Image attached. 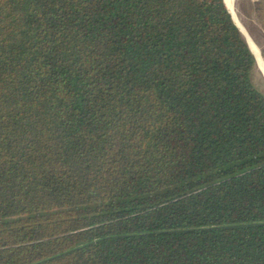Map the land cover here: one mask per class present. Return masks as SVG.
I'll return each instance as SVG.
<instances>
[{
  "label": "trees",
  "instance_id": "16d2710c",
  "mask_svg": "<svg viewBox=\"0 0 264 264\" xmlns=\"http://www.w3.org/2000/svg\"><path fill=\"white\" fill-rule=\"evenodd\" d=\"M224 2L0 0V264H264V94Z\"/></svg>",
  "mask_w": 264,
  "mask_h": 264
},
{
  "label": "crops",
  "instance_id": "0c3cea01",
  "mask_svg": "<svg viewBox=\"0 0 264 264\" xmlns=\"http://www.w3.org/2000/svg\"><path fill=\"white\" fill-rule=\"evenodd\" d=\"M225 1V0H224ZM228 10L231 12L234 22L238 25L244 39L247 41L249 48L255 58V66L257 71L261 74L264 79V0H250L254 4L253 11L245 14L244 16L240 13L241 6L238 7L236 0H233V9L229 6L231 0H226ZM225 1V3H226ZM255 4H258L257 6ZM236 5L239 10L236 9ZM239 17L242 16L249 21L252 29L240 23Z\"/></svg>",
  "mask_w": 264,
  "mask_h": 264
},
{
  "label": "rangeland",
  "instance_id": "374dc122",
  "mask_svg": "<svg viewBox=\"0 0 264 264\" xmlns=\"http://www.w3.org/2000/svg\"><path fill=\"white\" fill-rule=\"evenodd\" d=\"M236 3L239 6H241V10L240 13L244 16L247 13H250L253 11V8L255 7L254 4L252 2H250V0H236ZM236 5V9L239 10V8ZM256 6L258 4H255ZM238 17H239V12L237 13ZM245 17V16H244ZM242 16L239 17L240 23L242 25L247 26L249 29H252V26L249 24V21L246 20V18H244ZM250 79L253 83V85L264 94V79L262 78L261 74L257 71V68H253L250 72Z\"/></svg>",
  "mask_w": 264,
  "mask_h": 264
},
{
  "label": "water",
  "instance_id": "95a60500",
  "mask_svg": "<svg viewBox=\"0 0 264 264\" xmlns=\"http://www.w3.org/2000/svg\"><path fill=\"white\" fill-rule=\"evenodd\" d=\"M223 2H224V0H223ZM224 4H225V2H224ZM225 6H226V4H225ZM226 8H227V6H226ZM227 10H228V8H227ZM229 11V10H228ZM229 13H230V15H231V17H232V14H231V12L229 11ZM232 19H233V17H232ZM234 21V20H233ZM236 24V23H235ZM237 25V24H236ZM237 27H238V25H237ZM239 28V27H238ZM240 30V29H239ZM240 32H241V30H240ZM242 34V33H241ZM246 41V40H245ZM246 43H247V41H246ZM247 45H248V43H247ZM248 47H249V45H248ZM250 49V48H249ZM251 50V49H250Z\"/></svg>",
  "mask_w": 264,
  "mask_h": 264
},
{
  "label": "bare ground",
  "instance_id": "6f19581e",
  "mask_svg": "<svg viewBox=\"0 0 264 264\" xmlns=\"http://www.w3.org/2000/svg\"><path fill=\"white\" fill-rule=\"evenodd\" d=\"M226 6H227V4H226ZM229 6L233 9V0H231L230 2H229ZM227 8H228V6H227ZM229 9V8H228Z\"/></svg>",
  "mask_w": 264,
  "mask_h": 264
}]
</instances>
